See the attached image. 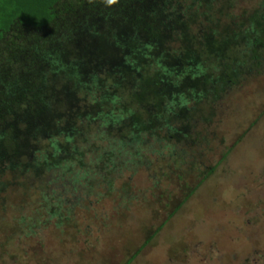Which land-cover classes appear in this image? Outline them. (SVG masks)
<instances>
[{
  "label": "trees",
  "instance_id": "16d2710c",
  "mask_svg": "<svg viewBox=\"0 0 264 264\" xmlns=\"http://www.w3.org/2000/svg\"><path fill=\"white\" fill-rule=\"evenodd\" d=\"M230 8V0H0V192L17 185L24 201L40 195L47 209L60 197L50 190L66 178L59 171L89 155L108 171L123 164L118 156L139 163L143 135L160 129L162 141L198 149L210 119L199 101L239 77L238 48L253 68L263 62L264 0L239 31L220 23ZM106 137L121 153H95L91 141ZM182 156L171 160L185 164ZM30 176L40 184H25ZM85 180L90 190L84 173L71 186Z\"/></svg>",
  "mask_w": 264,
  "mask_h": 264
},
{
  "label": "rangeland",
  "instance_id": "374dc122",
  "mask_svg": "<svg viewBox=\"0 0 264 264\" xmlns=\"http://www.w3.org/2000/svg\"><path fill=\"white\" fill-rule=\"evenodd\" d=\"M262 2L230 0L221 25L244 29L241 22ZM238 49L245 61L239 77L217 99L199 101L208 127L190 123L205 128L198 149L162 141L160 129L143 135L139 163L118 156L123 164L108 171L89 155L59 171L66 178L60 188L50 185L60 197L47 209L40 195L24 201L17 185L0 192V264H127L132 257L129 264H264V55L253 68ZM91 142L98 156L116 143ZM172 152H182L186 163L171 160ZM76 172L89 178L90 190L86 180L71 186ZM23 182L40 184L31 176Z\"/></svg>",
  "mask_w": 264,
  "mask_h": 264
},
{
  "label": "snow or ice",
  "instance_id": "6c2138e0",
  "mask_svg": "<svg viewBox=\"0 0 264 264\" xmlns=\"http://www.w3.org/2000/svg\"><path fill=\"white\" fill-rule=\"evenodd\" d=\"M110 2H111V0H110Z\"/></svg>",
  "mask_w": 264,
  "mask_h": 264
}]
</instances>
